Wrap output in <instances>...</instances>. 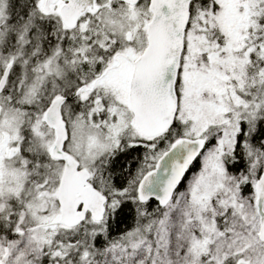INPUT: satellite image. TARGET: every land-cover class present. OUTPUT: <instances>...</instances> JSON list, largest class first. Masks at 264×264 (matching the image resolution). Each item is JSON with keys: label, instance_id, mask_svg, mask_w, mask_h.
Listing matches in <instances>:
<instances>
[{"label": "snow or ice", "instance_id": "1", "mask_svg": "<svg viewBox=\"0 0 264 264\" xmlns=\"http://www.w3.org/2000/svg\"><path fill=\"white\" fill-rule=\"evenodd\" d=\"M0 264H264V0H0Z\"/></svg>", "mask_w": 264, "mask_h": 264}]
</instances>
